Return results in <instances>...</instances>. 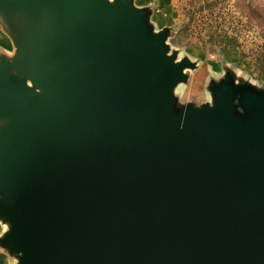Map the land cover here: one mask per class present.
Returning a JSON list of instances; mask_svg holds the SVG:
<instances>
[{
  "label": "water",
  "instance_id": "water-1",
  "mask_svg": "<svg viewBox=\"0 0 264 264\" xmlns=\"http://www.w3.org/2000/svg\"><path fill=\"white\" fill-rule=\"evenodd\" d=\"M0 252L15 264H264V91L178 60L132 0H0Z\"/></svg>",
  "mask_w": 264,
  "mask_h": 264
},
{
  "label": "rangeland",
  "instance_id": "rangeland-1",
  "mask_svg": "<svg viewBox=\"0 0 264 264\" xmlns=\"http://www.w3.org/2000/svg\"><path fill=\"white\" fill-rule=\"evenodd\" d=\"M146 10L155 32L167 28L166 44L178 60L196 64L177 87L184 102L210 101L211 81L226 73L264 91V0H132ZM4 264L13 257L0 252Z\"/></svg>",
  "mask_w": 264,
  "mask_h": 264
},
{
  "label": "crops",
  "instance_id": "crops-1",
  "mask_svg": "<svg viewBox=\"0 0 264 264\" xmlns=\"http://www.w3.org/2000/svg\"><path fill=\"white\" fill-rule=\"evenodd\" d=\"M12 52H13V45L11 41L0 28V54L4 53L10 55ZM0 232H1V227H0ZM0 264H4L2 260H0Z\"/></svg>",
  "mask_w": 264,
  "mask_h": 264
}]
</instances>
